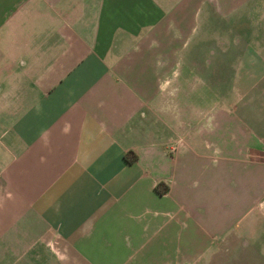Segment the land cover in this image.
<instances>
[{
	"label": "crops",
	"instance_id": "0c3cea01",
	"mask_svg": "<svg viewBox=\"0 0 264 264\" xmlns=\"http://www.w3.org/2000/svg\"><path fill=\"white\" fill-rule=\"evenodd\" d=\"M211 1L223 14L222 0H0V264H187L226 239L254 251L264 42L210 104L192 36Z\"/></svg>",
	"mask_w": 264,
	"mask_h": 264
},
{
	"label": "rangeland",
	"instance_id": "374dc122",
	"mask_svg": "<svg viewBox=\"0 0 264 264\" xmlns=\"http://www.w3.org/2000/svg\"><path fill=\"white\" fill-rule=\"evenodd\" d=\"M221 2L223 14H218L216 2L211 1L208 15L198 18V30L196 29L192 36L196 43L192 54L207 55L208 53L211 61L208 81L210 104H217V93L224 89L228 91L227 89L230 88L235 58L241 56L247 59L255 55V42H264V0H222ZM256 25L259 28L258 34L256 33L257 37L255 36ZM217 52H220L218 55L221 56L223 63L216 61ZM257 53L264 55V52L258 51ZM220 83L224 84V87L222 90H217ZM198 98L199 94H192L188 102L195 105L198 103ZM193 115L195 120L199 118H197V113ZM249 243L254 251L236 250L234 241L226 239L220 243L213 255L203 253L187 264H264L263 235L262 238L252 237Z\"/></svg>",
	"mask_w": 264,
	"mask_h": 264
},
{
	"label": "trees",
	"instance_id": "16d2710c",
	"mask_svg": "<svg viewBox=\"0 0 264 264\" xmlns=\"http://www.w3.org/2000/svg\"><path fill=\"white\" fill-rule=\"evenodd\" d=\"M122 160L127 164H131L136 160V155L133 151L128 150L123 153Z\"/></svg>",
	"mask_w": 264,
	"mask_h": 264
}]
</instances>
